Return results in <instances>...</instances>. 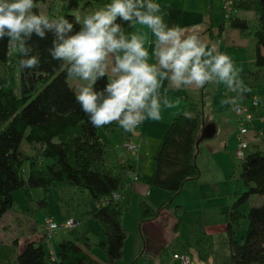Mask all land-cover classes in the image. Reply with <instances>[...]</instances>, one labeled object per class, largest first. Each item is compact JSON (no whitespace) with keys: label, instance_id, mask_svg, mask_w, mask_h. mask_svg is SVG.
<instances>
[{"label":"trees","instance_id":"1","mask_svg":"<svg viewBox=\"0 0 264 264\" xmlns=\"http://www.w3.org/2000/svg\"><path fill=\"white\" fill-rule=\"evenodd\" d=\"M45 0H37V3ZM106 3L107 0H98ZM97 1V2H98ZM231 11L226 19L231 28L246 31L249 21L235 14L253 11L257 14L254 29V66L250 74L264 80V0H230ZM62 15L74 20L79 0H62ZM132 29H128L131 31ZM36 40V38H33ZM42 63L38 69L22 70L18 52L0 41V64L16 61L19 81L0 75V218L13 207L12 193L21 190L26 207L32 201L31 190L46 193L53 186L86 189L93 202L89 216L96 220L104 240L94 241L86 233L70 229V237L61 240L51 253L43 237L29 241L15 256L16 264H117L123 256L127 232L122 225L123 205L112 198L122 195L127 173L137 174L144 154L112 163L108 145L101 138L75 100L76 90L60 62L47 55L51 36L37 41ZM100 81L97 87H103ZM249 92L244 96H249ZM205 124L202 111L174 117L163 134L153 157L150 185L178 195L187 181L198 179L201 171L196 163L201 130ZM264 136V124L258 129ZM264 138V137H263ZM204 141V140H203ZM38 145L36 156L26 154L22 146ZM240 181L244 191L236 197L226 214V233L230 264H264V151L253 149L240 160ZM42 166V168H40ZM132 174V175H133ZM140 179V175H138ZM252 196L260 203L241 210ZM172 199L170 200V202ZM46 204L45 198L41 200ZM163 208L153 209L145 200L140 202V224L158 217ZM181 207L175 211L180 213ZM247 224L240 241L236 229ZM104 249L105 262L92 255V248ZM4 249L0 243V264ZM3 262V263H2ZM54 262V263H53Z\"/></svg>","mask_w":264,"mask_h":264},{"label":"clouds","instance_id":"2","mask_svg":"<svg viewBox=\"0 0 264 264\" xmlns=\"http://www.w3.org/2000/svg\"><path fill=\"white\" fill-rule=\"evenodd\" d=\"M165 15L158 0H107L74 20L40 11L37 0H0V41L18 52L22 70H35L42 63L37 41L50 35L47 55L81 82L75 100L94 128L115 122L132 133L161 121L162 111L175 107L161 92L165 80L176 89L222 83L237 95L221 103L239 111L237 101L250 89L231 56ZM137 25L154 37L147 46L143 32L128 31Z\"/></svg>","mask_w":264,"mask_h":264},{"label":"rangeland","instance_id":"3","mask_svg":"<svg viewBox=\"0 0 264 264\" xmlns=\"http://www.w3.org/2000/svg\"><path fill=\"white\" fill-rule=\"evenodd\" d=\"M97 1L79 0V8L75 14H80L83 17L86 13L104 5V3ZM38 4L39 10L46 14L62 15V0H45ZM245 18L249 19L248 17ZM252 32L253 27L249 30V34ZM251 54L252 47L249 48V63ZM16 65V61L12 58L9 59L8 63L0 64V75L6 78L11 76L14 82L18 83L19 73ZM251 66L249 64V68ZM67 81L73 87L81 83L78 79L70 77ZM260 105H263L264 108L263 93L258 94L257 106L260 108ZM205 113H207L208 119L216 121L218 116L214 108L206 105ZM222 113L228 120L234 117L233 113L230 114L229 109ZM99 132L101 134L102 129ZM153 142V139L150 138V143L145 153L143 152L145 156L141 165L140 183L145 191H134L132 173H127L124 178V189L121 190L124 198L120 201L123 205L122 225L127 236L123 245V256L117 264H180V260L173 257L175 253L186 255L190 264H230L226 214L236 197L244 191L239 177L241 161L234 155L238 143L237 138L231 137L228 141L227 151L230 158L227 159V166L223 167L224 169L220 165L219 167L211 166L202 178L203 184L198 193L192 196L182 192L175 197L168 191L150 185L153 157L157 149L155 143L153 146ZM114 146L123 152L124 157H133L134 159L137 157L135 152L127 151L122 145V148H118V145ZM22 149L26 154L33 157L37 155L38 145L28 146L24 144ZM108 158L113 163L112 160L114 159L111 153ZM31 195L32 201L28 202V207H26L22 191H13V207L8 211L14 215L23 214L31 220L22 224L21 242L24 240V231L25 235H31L34 239H38L42 234L43 225L47 218H52L58 225H62L65 220L70 218L75 222L74 227L86 233L92 240L96 242L104 240L99 223L89 216L93 202L90 200L86 189L67 185L53 186L46 193H43L41 189H32ZM43 198H45V205L41 203ZM144 200L153 209L160 207L163 209L156 219L140 224V202ZM259 203V197L252 196L247 204L242 206L241 210L247 213L250 206ZM176 205L182 207L180 213L175 211ZM246 224L245 219L240 228L236 229L238 241L245 233ZM4 226H7L6 229L10 228L5 221H2L0 230L5 231ZM70 229L66 227L57 229L49 246L51 251H56L58 243L70 237ZM10 239L9 234L4 237L0 236V243L3 248L4 243L9 242ZM91 251L98 261L103 260L105 262L104 249L95 246ZM4 254L6 253L3 252L2 258L6 262ZM3 264L16 263L13 258L7 256V263Z\"/></svg>","mask_w":264,"mask_h":264},{"label":"crops","instance_id":"4","mask_svg":"<svg viewBox=\"0 0 264 264\" xmlns=\"http://www.w3.org/2000/svg\"><path fill=\"white\" fill-rule=\"evenodd\" d=\"M158 2L162 5V8L166 13L165 20L168 23L178 24L189 31L200 32L203 36H205L210 44H216L219 51L227 52L231 56L235 65L241 70L240 79L243 80L245 86L250 89V95L242 96L237 101L238 104L247 106L249 105L251 98L255 97L258 99V94H264V80L250 75L255 70V39L253 33L258 24V17L255 12L235 11V14L238 16L249 18L246 19L249 21L251 27L246 31H240L228 26L224 10L225 0H158ZM251 22L253 25H251ZM252 27L253 32L252 34H249V30L252 29ZM131 31L143 32L146 37V46L147 40L154 39V37H151L149 30L145 26L137 25L136 28ZM250 47H252V54L250 55L251 60L249 63ZM151 51L152 49L149 48L150 54ZM249 64L252 65L250 68ZM80 85L81 83L74 87L76 91L79 89ZM225 89V85L216 82H211L203 88L191 86L187 89L183 87L176 89L172 87L167 80H165L163 82L161 92L167 93L168 97L175 104V107L171 109H164L162 111L161 121H145L132 133L124 132L115 122L108 125L106 128H103L101 138L108 145V155H110V153L113 155V163L126 160L127 157H124L123 152L118 150L114 145H118V148H122V146H124V142L128 141L138 144L140 153H145L148 144L150 143V138L154 141L153 146L155 143L157 148L163 134L174 117L180 114L193 115L196 111H202L205 123L213 124L215 126V134L213 137L200 143L199 151L196 156V163L201 171L200 177L195 180L187 181L179 193L181 194L182 192H185L192 196L195 195L200 191L203 184L202 178L211 166L219 167L220 165V167L222 166L221 168H225L227 166V159L230 158L227 151L228 141L231 137L237 138V117L230 105L221 103V101L227 99ZM230 93L235 96L237 95L234 92ZM206 105L216 110L218 116L216 121L208 119L207 113H205ZM226 109H229L230 114H234L233 119L228 120V118L223 115L222 112ZM255 113L256 118L254 119L252 127L249 128V132L247 134V138L249 139V151L253 149L264 151V138L260 136V132H262V130H258L264 124L263 105H260V108L257 106ZM141 165L142 163L137 169V174L140 175V179L132 181L134 191L138 192L145 191L140 183ZM122 198H124L123 193ZM176 206L181 207L180 205ZM2 221H5L10 228L6 229L7 226H4L3 228H5V231L0 230V236L4 237L7 234L11 236L9 242L7 241V243H4L3 249L6 253L4 254L6 262H4L3 258L4 263H7V256L14 259L15 256L25 247L27 242L38 241L39 238L42 237L41 234L38 239H34L31 235H25L26 233L24 231V240L21 242L22 238H20V232L23 229L21 228L22 224H24V222L31 221L23 214L14 215L7 211L0 218V224ZM17 223L19 225H15ZM13 227L15 228L14 231ZM99 261L104 262L103 260Z\"/></svg>","mask_w":264,"mask_h":264},{"label":"built area","instance_id":"5","mask_svg":"<svg viewBox=\"0 0 264 264\" xmlns=\"http://www.w3.org/2000/svg\"><path fill=\"white\" fill-rule=\"evenodd\" d=\"M231 1L230 0H225L224 2V10H225V18L227 19L230 15L231 11ZM225 93L227 98L228 97H235V95L230 93V91L226 88ZM230 105V104H229ZM233 109V112L235 116L237 117V148L234 151V155L237 159L242 160L246 152L249 151V140L247 138V134L249 132V128L252 127L253 121L256 118V113L255 110L257 108V98L253 97L250 100L249 105L247 106H242L240 104L236 105V108L239 109V111H236L235 108L230 105ZM261 137H264L260 133ZM124 148H126L127 151L130 152H135L138 158V152H139V145L136 143H131V142H124ZM138 176L137 174H133L132 176V181H137ZM112 198L115 200H120L122 198V195L120 193H114L112 195ZM75 222L72 219H67L63 222L62 225H58L55 221L52 220V218H47L45 220V223L43 225V233L42 237L44 238L45 242L48 244V247L51 244V240L53 236L55 235L56 231L60 227H66V228H72L74 227ZM51 251V249H50ZM53 251H51L52 253ZM173 257L175 259L180 260V264H190L189 258L186 255H178V254H173Z\"/></svg>","mask_w":264,"mask_h":264},{"label":"water","instance_id":"6","mask_svg":"<svg viewBox=\"0 0 264 264\" xmlns=\"http://www.w3.org/2000/svg\"><path fill=\"white\" fill-rule=\"evenodd\" d=\"M215 134V126L213 124H204L199 139L197 140V145L206 139L213 137Z\"/></svg>","mask_w":264,"mask_h":264}]
</instances>
